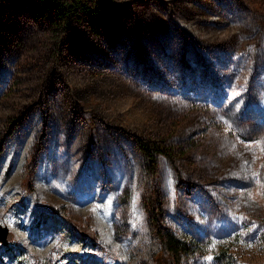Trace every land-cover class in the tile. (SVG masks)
I'll return each instance as SVG.
<instances>
[{"label": "rangeland", "instance_id": "rangeland-1", "mask_svg": "<svg viewBox=\"0 0 264 264\" xmlns=\"http://www.w3.org/2000/svg\"><path fill=\"white\" fill-rule=\"evenodd\" d=\"M89 5L0 0V264H264V0Z\"/></svg>", "mask_w": 264, "mask_h": 264}, {"label": "trees", "instance_id": "trees-1", "mask_svg": "<svg viewBox=\"0 0 264 264\" xmlns=\"http://www.w3.org/2000/svg\"><path fill=\"white\" fill-rule=\"evenodd\" d=\"M38 1L43 10L52 12L59 21L67 25H72L73 23L80 21L82 22L87 17L90 10V0ZM138 147L142 154L146 157L148 168L151 171H154L156 168L158 154L162 153L167 157L172 156V152H170L167 147L164 148L160 143H158V141L155 140L138 139ZM158 216L159 212L156 214V217ZM156 231L160 238L161 247L157 254L154 255V264H176L181 256L188 254V246L183 241L173 236L169 230L165 229L161 225V228H158ZM41 253L43 254V252ZM85 257L91 259L89 253L86 254Z\"/></svg>", "mask_w": 264, "mask_h": 264}, {"label": "water", "instance_id": "water-1", "mask_svg": "<svg viewBox=\"0 0 264 264\" xmlns=\"http://www.w3.org/2000/svg\"><path fill=\"white\" fill-rule=\"evenodd\" d=\"M6 229H0V241L5 242Z\"/></svg>", "mask_w": 264, "mask_h": 264}, {"label": "bare ground", "instance_id": "bare-ground-1", "mask_svg": "<svg viewBox=\"0 0 264 264\" xmlns=\"http://www.w3.org/2000/svg\"><path fill=\"white\" fill-rule=\"evenodd\" d=\"M7 226H8V227H10V225H9V224H7Z\"/></svg>", "mask_w": 264, "mask_h": 264}]
</instances>
